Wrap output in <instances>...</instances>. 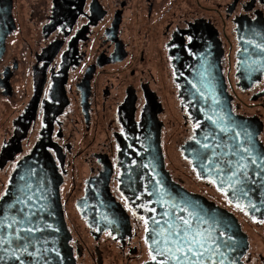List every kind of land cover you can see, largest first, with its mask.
<instances>
[{
  "label": "flooded vegetation",
  "instance_id": "1",
  "mask_svg": "<svg viewBox=\"0 0 264 264\" xmlns=\"http://www.w3.org/2000/svg\"><path fill=\"white\" fill-rule=\"evenodd\" d=\"M257 21L264 26V0H0V174L7 178L0 198L17 162L44 138L62 177L76 264L149 261L146 224L119 191L118 161L124 122L140 123L148 109L158 112L166 170L236 216L248 239L242 263L253 264L256 245L245 225L260 227L264 247V205L232 202L210 179L197 176L210 192L177 179L169 168L165 115L166 96L174 92L192 130L181 146L191 140L196 126L182 105L177 59L183 55L212 76L221 54L233 112L262 121L257 148L264 150V75L247 89L237 77L239 23ZM238 91L250 92L256 103L239 104ZM248 175L243 188L252 181ZM90 191L94 202L85 201ZM86 210L91 216H83ZM258 257L264 264V252Z\"/></svg>",
  "mask_w": 264,
  "mask_h": 264
},
{
  "label": "water",
  "instance_id": "2",
  "mask_svg": "<svg viewBox=\"0 0 264 264\" xmlns=\"http://www.w3.org/2000/svg\"><path fill=\"white\" fill-rule=\"evenodd\" d=\"M237 35L242 47L237 77L239 85L247 89L264 75V26L258 21L241 22ZM176 63L182 105L196 126L191 140L181 146L183 157L191 162L197 176L214 181L232 202L245 207L264 205V150L257 148L263 123L234 114L221 54L212 76L183 55ZM123 126L118 141L122 171L119 191L146 224L145 240L151 258L144 264H178L173 257L184 258L185 253L175 252L177 245L165 242L175 238L169 237L170 232L183 230L179 218L191 222L188 239L200 242L190 246L204 252L202 264H243L248 239L236 216L204 195L189 191L166 170L158 112L152 114L145 109L140 123L130 118ZM246 175L252 181L243 188ZM61 183L43 138L17 162L0 198V264H76L61 203ZM94 199L96 194L90 191L85 201ZM92 212L96 217V210ZM89 215L90 211L83 212L84 217ZM161 229L163 235L157 236ZM153 239L161 242L154 244ZM166 248L172 251H164Z\"/></svg>",
  "mask_w": 264,
  "mask_h": 264
},
{
  "label": "rangeland",
  "instance_id": "3",
  "mask_svg": "<svg viewBox=\"0 0 264 264\" xmlns=\"http://www.w3.org/2000/svg\"><path fill=\"white\" fill-rule=\"evenodd\" d=\"M174 94V92H173ZM171 93L170 96H166V100L168 101L167 105V113L165 118L167 119V128L165 129L166 133V147L169 158V168L173 172L174 176L177 179L183 180L186 186L194 191L198 192H210L211 188L202 183L196 175L195 170L192 168L190 161L183 157V153L180 149L181 144L187 140L191 133V125L189 123H185L184 121V111L178 104L177 99ZM236 101L245 106L246 108L252 107L253 103H256V100L253 99L252 94L250 92H241L238 91ZM259 100V102H262ZM260 105V104H258ZM7 178L5 174H0V184L5 181ZM246 230L251 233L253 238V242L256 245L253 248L254 260L253 264H259L260 259L258 256L260 253L264 252V247L259 242V231L260 227L258 225L249 224L245 225Z\"/></svg>",
  "mask_w": 264,
  "mask_h": 264
},
{
  "label": "snow or ice",
  "instance_id": "4",
  "mask_svg": "<svg viewBox=\"0 0 264 264\" xmlns=\"http://www.w3.org/2000/svg\"><path fill=\"white\" fill-rule=\"evenodd\" d=\"M237 135H239V133H237ZM203 147L207 148L208 145L205 144V145H203ZM243 151L244 152H248L249 154L251 153V149H249V148H244ZM252 162L255 163V159H253ZM235 175H236V173L234 172L233 176H235ZM229 179H231V177ZM239 182L240 181H238V180L236 181V183H239ZM242 194L243 195H247L246 192H244ZM179 219L182 220V225L184 226L183 230L182 231L170 232L169 233V237H175V238L174 239H170V240H166L165 242L166 243L170 242L172 244L177 245L175 247V252H177V253H185V256H184L183 259L181 257H175V256L173 258L177 259L178 264H184L185 260H190L191 264H202V258L204 256V252L195 251L193 249V247L190 246L191 244H199L200 242L195 240V238H193L191 240L188 239L189 229L191 228V222L189 220H187V219H183V218H179ZM157 223H159V222H157ZM177 227H180V226H177ZM169 228H172L171 224L169 225ZM29 231H31V229H29ZM162 235H163V229H161L157 233V236H162ZM221 235H223V233H221ZM229 239H231V238H229ZM160 242L161 241H159V240L153 239V243L154 244H158ZM184 242H186V243H184ZM226 246L231 247V245H226ZM200 247H203V245L201 244ZM185 248H186V252H185ZM164 251L171 252L172 249L171 248H166V249H164ZM188 254H190V256ZM153 259H155V257H153Z\"/></svg>",
  "mask_w": 264,
  "mask_h": 264
}]
</instances>
